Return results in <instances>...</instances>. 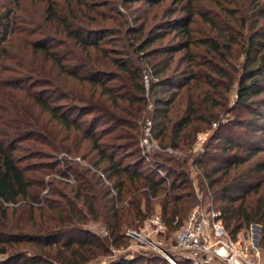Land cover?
<instances>
[{
    "label": "trees",
    "instance_id": "trees-1",
    "mask_svg": "<svg viewBox=\"0 0 264 264\" xmlns=\"http://www.w3.org/2000/svg\"><path fill=\"white\" fill-rule=\"evenodd\" d=\"M29 1L43 5L42 22L54 35L25 41L30 52L18 59L6 43L39 32L20 14L21 0H0V264L93 263L127 246L125 231L155 215L175 234L197 205L211 206L233 238L257 226L263 253L264 22L252 18L242 37L235 16L225 14L231 21L220 26L198 14L194 0H173L152 26L129 10L169 0ZM105 6L113 16L100 14ZM197 16L215 35L194 37ZM168 34L175 44L153 47ZM113 36L123 50L104 48ZM237 37L243 58L229 73ZM198 46L202 52H194ZM13 59L27 74H7L14 72L7 64ZM234 84L235 105L248 119L218 124L203 151L193 154L197 134L225 109L221 89ZM146 121L162 151L149 158L138 147ZM178 256L177 264H190ZM154 262L171 264L158 257L107 264Z\"/></svg>",
    "mask_w": 264,
    "mask_h": 264
},
{
    "label": "rangeland",
    "instance_id": "rangeland-1",
    "mask_svg": "<svg viewBox=\"0 0 264 264\" xmlns=\"http://www.w3.org/2000/svg\"><path fill=\"white\" fill-rule=\"evenodd\" d=\"M172 1L173 0H169L165 3H162L159 7H154L151 10H149L146 5H142L141 3H138V4H134L133 7H131V9L129 11L133 14V16L135 18H138V17L146 18L147 17L149 23L152 26L153 24H157L159 21H161L162 12L164 10H166V8L169 9L171 7ZM252 1H254V2H252ZM255 2H257V0H194L193 1L194 9L198 14L204 15V16L210 18V20L219 24L220 26H221V22L223 24H226L225 21H228L227 23H229L231 21V18L226 17L225 14H228V15L231 14V16H235V18H237V27L240 29L239 30L240 33L243 34L242 37H246L248 35L249 26H251V24H253L252 18H253V21L258 20L257 23L259 25H261V23L264 22V19H263L264 0H259V2H260L259 6L253 10V8L251 7L252 6L251 4H254ZM182 4H184V2L179 4L178 8H180V6H182ZM42 6L43 5H41L40 3H36L33 6L30 4L29 0H21L22 12L20 14H22L23 16H26V17H24V19H26L27 22L29 20H31L33 22L31 25H28V27L30 26L32 28V31H33V27L35 26L34 32L38 31L39 34H37V33L33 34L31 32V33H26L23 35L17 34L15 37L10 38V40L6 43V47L8 48V51L10 52L11 56H15V58L18 57V59L21 58V55L27 56L30 52V47L27 44H25V41H27V40H29V41L37 40V39L41 38V36L43 34H45V35L49 34V36H50L52 33L54 35V30L51 31L49 29H45V25L42 22V18H41ZM139 6L141 8L140 10H138ZM176 6H174L172 8H175ZM124 8L125 7H122V8L119 7L117 9L120 10V12H123ZM97 9L100 12V14H104L107 16H113L114 15L110 11L111 6L110 7L105 6L103 8L98 7ZM133 10H138V11L137 12L134 11L135 12L134 13ZM253 15H255V17H251ZM23 16H20L21 19L23 18ZM175 16H177V17L182 16V14L178 13ZM153 17H155V18H153ZM250 17H251V19H248ZM195 20H196L195 23L191 27L194 30L193 35L197 40L201 39V38H205L206 35H209V36L215 35L214 32L209 31V27L205 23L202 22L200 17L197 16L195 18ZM245 20H246L245 27H242V22H244ZM104 24L105 25H111V21L106 20V21H104ZM49 31H51V33ZM156 33H158V31ZM242 37H237L238 38L237 43L232 46V52L230 54V57L228 58V62H229V65L231 68H228V70L230 69L232 71L233 66L239 65L242 62V58H243V55L241 52V43H242L241 41H243ZM56 38L64 40V37L61 33L57 34ZM110 38L112 40L111 45L108 44L104 48H109V50H112V49L113 50H115V49L116 50H123L122 49L123 42H122V39H120V37L113 36V37H109V39ZM177 40L178 39H176L173 34H168L165 36L164 39L156 42L153 45V47H163V46H167V45L170 46L172 44H175L177 42ZM202 50L203 49L198 46L196 49H194V52L199 53V52H202ZM94 54H92V61L97 63L100 67L106 66L107 69H109V65H108L107 61L101 59L99 57V55H97V54L94 55ZM19 56H20V58H19ZM180 56H182V53L176 54L174 58L177 60ZM17 61L13 59V61L7 62L8 66H10L12 68V70H14L13 73L8 72L7 74H11V75L27 74L28 71H26L23 67L19 68V66L22 63L19 62V65H18ZM230 70L228 71L229 73H231ZM46 73H47L48 77H51L53 72H51V70L48 71V68H47L45 70V74ZM40 77L42 79L44 78L42 76H40ZM42 88L45 89V88H49V87H46V86L42 87L41 86V87H37V90H41ZM227 88H228L227 91L224 90L225 87H223V89H221L222 98L223 97L226 98L225 109L223 111H221V114L218 116V118H217L218 120L215 122V124H212L208 130L197 134L195 143H194L193 148H192L193 154H198V153H201L203 151V149H204L203 147L207 141L208 136L210 135V133L213 130H215L217 128L218 124H225L227 121H231L235 118L248 119V114L246 112L244 113V111L240 110V108L235 105V84L227 86ZM150 109H151V105L149 104L147 106V110H150ZM151 126H152V123H151ZM141 130L143 132V125L141 126ZM151 138L153 139L152 130H151ZM140 141L141 140H139L138 147L140 150V154L142 156H144V157L147 156L149 158V156L151 154H153L154 152H159V153L162 152L159 148V150L151 151L149 155H145L144 152L142 151L141 146H140ZM155 143L158 145L157 142H155ZM166 153L176 155V153H173L172 151H166ZM65 156L66 155H64V154H60L59 158H62ZM190 171H191V178L193 179L197 175L196 170L192 168V169H190ZM144 225H145V223H144ZM144 225L142 228L135 230V231H139V232L145 231V234L148 233L151 241L160 243V246L158 247V249H156V250L150 249L146 246H144L143 248L133 247L134 245L132 246V244H130L128 242L127 246H123V248H119V249H111L110 253H108L107 255L98 258V260L94 261L93 263L89 262L87 264H107L109 261L114 260L116 258H120V257H123L125 259L141 258V257L145 258V259H151L154 257L155 258L158 257V258H161L162 260H164L165 262H169V260H171L175 264H177L174 256H176L177 259H179V256H178V253L174 250V243H173L175 234H168L166 232V230L162 234H155L150 229L145 230ZM90 230L95 231V232L102 234V235L104 234V233H102L101 230H99V228L96 225H90ZM131 230H134V229H131ZM258 235H259V229H258L257 236ZM241 238H243V237H241ZM30 253L31 252H27L26 256L31 257L32 255ZM261 254H262V258L264 260V252ZM141 264H143V263H141ZM150 264H155V262L150 263ZM156 264H159V263H156Z\"/></svg>",
    "mask_w": 264,
    "mask_h": 264
},
{
    "label": "built area",
    "instance_id": "built-area-1",
    "mask_svg": "<svg viewBox=\"0 0 264 264\" xmlns=\"http://www.w3.org/2000/svg\"><path fill=\"white\" fill-rule=\"evenodd\" d=\"M145 84L147 85L146 77ZM151 128L149 121L143 124L140 146L145 155L159 150L151 138ZM157 172L164 176L160 170ZM144 226L145 230L150 229L155 234L165 231V226L156 215L148 219ZM258 229L257 226L251 225L248 230L233 238L224 229L218 219V213L211 206L204 208L197 205L191 209L183 225L175 232L174 250L190 264H264L257 243ZM125 237L133 247L146 246L156 250L160 246L159 242L151 241L145 231L126 230ZM169 262L175 264L171 260Z\"/></svg>",
    "mask_w": 264,
    "mask_h": 264
}]
</instances>
